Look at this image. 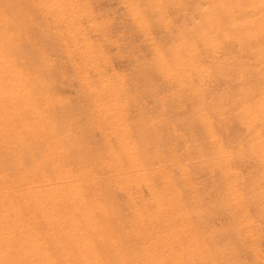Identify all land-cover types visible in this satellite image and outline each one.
<instances>
[{
  "label": "bare ground",
  "instance_id": "6f19581e",
  "mask_svg": "<svg viewBox=\"0 0 264 264\" xmlns=\"http://www.w3.org/2000/svg\"><path fill=\"white\" fill-rule=\"evenodd\" d=\"M15 1H16V3H14L13 5H11L12 3L10 4L11 5L10 8L12 9V11H15V13H17L16 11L19 10V7H20L19 5H21V3L19 4L17 2V0H15ZM33 1L35 3L37 2L38 4L43 2V4L46 7L45 10L47 9L48 11H50L54 15V17H56L55 20H57V18H58L56 16L57 13H59V15H61V16L63 15V17L68 16L67 18L65 17L66 18L65 20H66L67 26H68V27L66 26V28L68 29L69 27L70 28L73 27L74 31H71V29L69 28L70 31L68 32L69 34H67V36L69 35V38H71L73 40L78 39L77 36L78 37L80 36V28L77 26V23H75V19L79 15V5L80 4L78 5L75 0H33ZM34 2H32V3H34ZM213 2H215V1H213ZM213 2H212V5H210V6L214 5ZM233 2H237V1L236 0H219L218 6L222 7V4L224 3L227 5V8L230 9V11L226 12L225 10H223V9L221 10L220 8H219L220 10H217L216 12L214 10L213 13H212V11H209L206 14V19H208L210 17H211V19H212V17H216V18H218L220 16L222 17V15H224V14L226 15V13H227L229 15V16L226 15V17L228 16V20L226 19V17H224L228 22V23L226 22V24H228L227 28L233 29V28L238 27V29H239V25H236V23L238 21L237 14L238 13L243 14L245 11V13H248L249 17L252 16L250 18H251V21L253 23H254V20H252V18L254 16H257V15L259 16V18L262 21H264V0H243V3L241 6H239L240 7L239 9H234L235 7L233 9H231ZM37 3L34 5H36L35 9L38 10L40 5L37 8ZM177 3L179 4V2H177ZM204 3L206 5V0ZM240 3H241V1H240ZM215 5H217V4H215ZM215 5H214V8H217V7H215ZM180 6L184 7L183 3H182V5L180 3ZM230 6H231V8H230ZM119 7L121 8V6H119ZM203 7H205V6H203ZM207 8H208V4H207ZM207 8L205 7V9H207ZM2 10H0V143L3 142V146H0V148H1L0 152L2 153V155L0 156V264H53L54 260L59 261L58 264H107L108 262L110 264H234V263H231L232 260L230 262H228V261H225L224 259L219 258V257L223 258V255L226 254L227 248L226 247H220L219 245H217L215 242V239L213 241L212 238H210L212 241L210 242L209 246H204L202 244H199L196 241L195 234L200 228H202L199 226V225H201L199 223V221H201L200 219H202L203 215H205L204 212H202V210H200L202 212L201 213L202 215H199L197 217H195V215H192L191 217H195V218H191V219L189 218L190 220L188 222H186L185 224L182 223V221H181L182 219L186 220L188 218V216H190V214L195 212L194 211L195 205H196L197 201L199 200V198L198 197L196 199L192 198L193 199L192 202H189L187 200L189 203H187V202L184 203L180 199L176 198V194L174 192H168L167 188L164 187L165 178H167L168 175L167 174H161L159 169L155 167L154 158L151 159V162L148 164V167L150 166L149 167L150 169L148 168L149 169L148 171L150 174L154 175L153 178H155L157 185L155 187H152V188L150 186V189L145 188L144 190H141V189L137 190L140 193V194H138L139 195L138 201H136L135 198H131V197L127 196L125 193L122 194L120 191L119 192L114 191L113 190L114 188H112L114 186L110 185L109 182H111V181H108L106 176H102V178H101V183L103 185V190H102L103 195L97 196L96 194H94L92 192L89 194H86L84 192L83 182L89 181L91 174H89L87 172H81V165L83 163L79 159V157L77 156V153L79 152L77 147H75V146L66 147L65 146L66 144L63 143L64 141L63 142L61 141V136H65V134H67L68 129H66V131H65L64 130L65 128L63 127L61 129H59L55 134L52 133V128H53V125L55 124L53 121L54 120L57 122L62 121L66 125V122H64V121H65V119L68 120L69 116H67V114L65 115L64 113L60 112L54 118H47L43 114V105L47 104V102L52 97V95L50 96L49 94H47V93H50L51 88L46 86L43 83V81L41 80V78L43 77L42 72L44 74V71L46 69H48L49 65H50L49 64V65H47L48 67H45L47 62L45 63L43 61L44 60L43 57L48 56V54L46 56H44L45 52L43 53V51H41L43 54L41 52H39L40 50H46V48L39 49V51L36 48L37 50H35V51L26 52L32 56V59H30V60H29V58L24 59L25 56L23 55L24 61L20 60L21 58L19 56L22 55L26 50L28 51L29 47L32 46L29 43L31 40L30 41L26 40L28 42L21 43V42H24V40L22 41V40H18L15 38V35H14L15 24H13L12 23L13 21L11 22L9 20V18H7L5 16L4 11H2ZM23 10H24V8L23 9L21 8V11H23ZM199 10L201 11L202 9H199ZM209 10H212V9H209ZM116 12H118V11H116ZM18 13H19V11H18ZM198 14L202 15L201 13H198ZM31 15L32 14H30V16ZM195 16H197V15L195 14ZM32 18H33V16H32ZM197 19L200 21L199 17ZM197 19H195V20H197ZM19 20H20V18H19ZM79 20H77V21H79ZM195 20H193V21L195 22ZM203 20L205 21L204 18H203ZM28 21H27V23H28ZM59 21H60V19H59ZM211 21H213V20H211ZM220 21H221V19L219 20V22ZM29 22H31V21H29ZM209 22H210V20H209ZM252 22H251V24H248V23L245 24V25L248 24V26L246 27L248 30V31H246V35L248 38H246V39H248L249 42H250V40H252L255 43L251 48H248V49L243 48V40L241 39V37L236 35V34H230L229 33L230 31L227 28H224V30L222 32H219V29H218V32H216L215 30L217 28H215V27H214L215 29L213 28L214 30L209 29L212 26L209 27L208 30H201V31H198L194 27V30L195 31L197 30V32L194 33L195 37H194V35L190 36V35H186V34L181 33V32L179 33V31H178L177 35L174 37V39H172L173 43L171 42V47L167 48L166 50H163L162 48H159L157 46L153 47V49H152L153 50L152 51L153 57H152L151 61L148 60V63H146V64L147 65H158L157 70L164 73L168 77L170 82L172 81L173 85L175 84L177 87L178 86L182 87L181 90H184V89L187 90L191 94V96L201 98L202 100L200 99V101H201L200 103H202L204 106L205 103L202 101H203V99L206 100L208 93L207 92L205 93V91L202 93L200 91V88L202 86L204 87V86H209V85H211L210 87H212V84L210 82L212 80L209 81V79L211 77L208 73V70L206 68L202 67L201 65H264V37H262V38L256 37V31H258V33H259L260 26L259 25L258 26H251V25H253ZM15 23H17V21H15ZM22 23L20 25V22L18 21L17 24L19 26H22ZM36 23H37V21L35 22V24ZM215 23H217V22H215ZM24 24H26V23H24ZM190 24H191V22H190ZM38 25H39V22H38ZM40 25H41V23H40ZM212 25H214V23ZM216 26H218V24ZM219 26H221L220 28H222V25H219ZM63 28H65V27H63ZM197 28H199V27H197ZM243 28L244 27L242 26L241 29H243ZM33 29H34V31L37 30L36 26ZM222 29H220V30H222ZM27 30L29 31V29H27ZM25 31H26V29H25ZM35 32H30V33H35ZM25 33L27 34L28 32H25ZM17 34L18 33H16V36H17ZM26 34H23V31H22V35H24L26 37L28 35V34L27 35ZM260 34H264V33H260ZM19 36H21V35H19ZM19 36H18V38H19ZM199 36H202V37H200L201 39H205L206 43L204 42L205 44H203V45L206 46L205 47L206 50H204V52H201V54L199 53L201 55L199 60H194V59L191 60L189 56L192 55L190 53L194 52L193 46H195L193 44L194 43L193 39L196 37H199ZM29 38H31V37H29ZM197 39L198 38H196V40ZM201 39H200V41H201ZM224 39L228 40V42L230 43L231 46H229V45L224 46L222 43L224 41ZM34 40H35V38H33V41ZM78 40H79L78 45L75 46L76 52H74V53L69 52L67 54H69V55L74 54V56H75V54H77V55L78 54H84L85 55V53L88 50H90L89 52L93 53V55H89V54L87 55L86 54L85 55L86 57H84V55H82L84 57L83 65H88V69L91 72V74H93L94 76L97 77V79L94 81L90 80L89 77L85 78V81L87 82V89H88V91H86L85 94H86L87 100L90 97L95 96V95L105 97L102 109L99 107L100 110L97 111V114L99 115V117L101 119V123H99L97 125L100 126V125H104L106 123H110L111 120L113 119V117L111 116L112 119H110V122H109V120H108L109 117L106 116L107 113L115 112V111L119 110V108L121 107L119 105L118 101L122 100L123 98L122 97H121V99L119 98L120 100H118L117 102L115 100H116V98H118V96H119L118 94L119 93L121 94V92H122V88H121L122 79L119 76H116L115 80L114 79L104 80L103 76L107 72L102 70L101 68H102V65H106L108 63V57L103 54L104 56L98 57L99 59H97L96 56L94 55V52H96L95 49L93 47L92 48L90 47V49H88V39L86 36L81 35ZM34 42H33V45H34ZM197 42H198V40H197ZM36 43L38 45V43H39L38 40ZM151 43L149 42L148 45L150 46ZM201 44H199V46ZM41 45H42V43H40V46ZM38 46L34 45V47H32V48L34 49L35 47H38ZM23 47H25V48L27 47L26 50L24 48V51H23L22 50ZM49 47H50V45H49ZM124 47H125V45H124ZM39 48H41V47H39ZM141 48H144V47H141ZM145 50H147V49H145ZM123 51L125 52V48ZM147 51H149V50H147ZM66 52H67V50H66ZM135 52H137V51H135ZM197 52H199V51H197ZM98 55H99V50H98ZM62 56L64 57V54ZM48 57H50V56H48ZM68 57H71V56H68ZM120 58H122V56ZM64 59H66V58H64ZM64 59L62 58V60H64ZM73 59H75V58H73ZM131 59H132V56H131ZM25 60H29V61H25ZM127 60H128V58H127ZM127 60H126L125 65H144V63L142 61L140 63L139 62L137 63V62H135V61H137L135 59H133L135 61H131L130 59L128 61ZM70 61L72 62L71 59H70ZM122 61L123 60H121L119 63H121ZM49 62L52 63L51 61H49ZM62 62L63 61H61V64L64 65L65 63L63 64ZM109 62H110V59H109ZM116 62L118 63V60ZM144 62H145V60H144ZM53 64H54V62H53ZM81 64H82V62H81ZM123 64H124V62H123ZM26 65H31V66L32 65H41V66H38V67L28 66L27 67ZM183 65H190V66L184 67ZM115 66H117V65H115ZM53 68L54 67H52L50 70L53 71L52 70ZM126 68L127 67H125V69ZM142 68L143 67H139V66L138 67H132L131 68L133 71L132 75L136 76L140 73H142V74L145 73L142 71ZM232 68H234V67H232ZM262 68H264V67H262ZM57 69H59V68H57ZM78 70H80V69H78ZM78 70L77 69L70 70V71H72L73 75H75L74 77L76 80L78 77L77 76ZM146 70H148V69H146ZM244 70H245V68H244ZM55 71L56 70L54 69V72H52V73L55 74ZM58 71L61 72L60 70H58ZM58 71H56L57 74H59ZM63 71H64V69H63ZM87 72H88V70H87ZM228 72L230 74L233 73L232 75L235 74L234 75L235 77L239 76L238 78L240 79V81L236 87L237 90L241 93V95L239 94L240 100L238 103V107L242 109V113L241 112L240 113L245 114L246 118L248 117L250 119V117H253V115L255 113L254 112L252 113V111H251L252 107L250 109L248 104L246 103V100L244 99L245 98L244 96H246L245 95V92H246L245 86H246V84H248V81L246 80L245 76H246V74H249V71H247L245 76H244V71H239V69L228 70L227 68L222 67V69H220V71H219V73L222 76H223V74L226 75ZM212 73H214V72H212ZM130 74H131V72H130ZM149 74H150V71H149ZM45 75H47V74H45ZM79 75H80V73H79ZM140 75H138L139 81H140V79H142V78H140L141 77ZM151 75H152V73H151ZM57 76H60V75H57ZM113 76H115V75H113ZM145 76H147V75H145ZM211 76H213V75L211 74ZM48 77H51V75ZM142 77L144 78V75ZM224 77H222V80L224 79ZM162 78L163 77H161V79ZM217 78H218V76H217ZM53 79H54V77H53ZM62 79L60 80V78H59L58 80L62 81ZM125 79H127V77ZM215 79H216V77L214 78V81H216ZM219 80H220V78H219ZM111 81H113V82H111ZM114 81L118 84L116 85V83ZM262 81H264V78L261 79V82ZM57 83H58V81H56V85H57ZM106 83H108V84H106ZM111 83H115V86H110ZM167 84H169V83H167ZM262 84H264V83H262ZM68 85H69V83H68ZM161 85H163V84H161ZM169 85L172 86L171 83ZM175 85H174V87H175ZM214 85L215 84H213V86ZM262 86H264V85H262ZM180 87H178V88L180 89ZM256 88L259 89L258 86ZM163 89L165 90V87ZM169 89H168V91H169ZM203 89L208 90V88H203ZM213 89H214V87H213ZM262 89H264V87H262ZM185 90H184V92H185ZM260 90H261V88H260ZM258 91H257L258 98L256 99V104H255L257 109H255V112L256 113L258 112V114H261L262 113V107L261 106H262V104H264V92H262V90L259 92ZM180 94H183V93H180ZM228 95L223 94V96L221 98H219L220 103H221V99L223 101L224 100L229 101L230 97L228 98ZM246 98L249 99L248 97H246ZM110 99L114 100L112 104H109ZM196 99L198 100V104H199L198 107H196V111H197V108H202V110H204L205 107L204 108H203V106L199 107L200 106L199 99L198 98H196ZM208 99L209 98H207V101H208ZM93 100H95V99H93ZM250 100H251V97H250ZM110 101H112V100H110ZM211 101H212V99H210V102ZM217 101H219V100H217ZM122 102H124V101L122 100ZM148 102H150V101H148ZM99 103H100V101H99ZM215 103H211V105H215ZM151 104H153V103L151 102ZM53 105H51V106H53ZM142 105L144 106V104H142ZM216 105H218V104H216ZM123 106H125V105H123ZM143 106H141V107H143ZM188 106H189V104H188ZM195 106H197V104H195ZM195 106H193V110H191V111H193V114L195 113L194 112ZM214 107H217V106H214ZM53 108H54V106H53ZM172 108H171V110H173ZM206 109H207V107H206ZM211 109H210V111H211ZM224 109H226V108L224 107ZM137 110H139V109H137ZM168 110H170V109H168ZM184 110H181V111L184 112ZM198 110H200V109H198ZM215 110H218V107ZM204 111H207V110H204ZM121 112H123V111H121ZM131 112H133V111H131ZM200 112H203V111H200ZM222 112H223V109H222ZM142 113H143V111H142ZM224 113H226V111ZM200 114L202 117L203 114L202 113H200ZM180 115H182V114H180ZM197 115L199 116V114H197ZM207 115H210V114H207ZM220 115H221V113H220ZM148 116H149V114H148ZM106 117H108V118H106ZM199 117H198V119H199ZM211 117H213V116H211ZM152 118H153V116H152ZM207 118L209 121L210 118L209 117H207ZM218 118H220V117H218ZM258 118L259 117L257 116V119ZM74 119L75 118H73V120ZM255 119L256 118H254V120ZM127 120H126V122H127ZM199 120H201V122H202L201 118ZM259 120H261V119H259ZM187 121H189V120H187ZM142 122H143V120H142ZM177 122H178V120H177ZM253 122L254 121H251L250 123H253ZM118 123H120L119 128L121 130L122 127L124 126L125 122L120 121ZM174 123L176 124V121ZM193 123H195V121ZM78 124H80V123H78ZM212 124H213V122H212ZM71 125L73 126L74 124H71ZM194 125H196V124H194ZM202 125H204V124H202ZM206 125H207V123H206ZM231 125H232V123H231ZM231 125L229 127H231ZM182 126H183V124H182ZM184 126H186V125H184ZM175 127H177V125ZM179 127H181V125ZM187 127L188 126H186V128ZM182 128H184V127H182ZM144 129H146V128H144ZM189 129H190V127H189ZM202 129H205V128H202ZM130 130L132 131V129H130ZM224 130H225V128H224ZM248 130H249L250 134L252 133V135H254L253 137L256 136V130L255 129L249 127ZM262 130H264V129H262ZM80 131H81L80 133L83 132L82 130H80ZM182 131H184V130H182ZM190 131L192 132V130H190ZM178 132L179 131L175 132L176 135ZM225 132L226 131H224V134H225ZM120 134L121 133L119 131L118 134L111 136L110 138L107 137L106 135L101 136V134H100L101 138L98 139L97 149L95 151H89L88 153L86 152L87 155L85 156V161L89 160L90 163H92V165L99 166V167L104 165L103 164L104 153H102L100 148L106 151L107 147H109L108 144H110L112 151L110 153L105 154V155H106V157H108L109 160H111L110 169L122 171L121 179L123 180V182L120 186V190L123 191L125 189L131 188V187H136V185L141 184L144 180V172L140 171V170H134L135 162L132 158V155L130 154L132 145L134 143H133V141H123V138L121 137ZM207 134H208L209 139L211 141H213L214 137H215L213 130L208 129ZM87 135H89V134H87ZM226 135L228 136V134H226ZM226 135H224V136H226ZM79 136H78V138H79ZM131 136H132V134H131ZM178 136H176V137H178ZM221 136H223V135H221ZM136 137H135V140H136ZM186 137H187V135H186ZM208 137H207V139H208ZM70 138H72V137H70ZM199 139H198V141H199ZM205 139H206V137L203 140H205ZM74 141H73V143H74ZM181 141H182V139H181ZM86 142H88V141L86 140ZM194 142H196V141H194ZM204 143H207V142H204ZM221 143H222V141H221ZM225 143H226V141H225ZM71 144H72V140H71ZM255 144L256 145H254V146L256 149L254 151H256L258 153L260 152L261 155H264V143H261L260 141H256ZM149 145H146V148H144V149L146 150V152L150 153ZM151 145H153V144H151ZM190 146H192V145H190ZM203 146L208 147L210 145L203 144ZM214 146H215V143L213 146H211V148L209 147V149L212 150L213 149L212 147H214ZM225 146L226 145H224L223 147H225ZM252 147H253V145H252ZM153 148H152V150H153ZM158 148H159V146H158ZM158 148H156V149H158ZM205 148L206 147H204V149H202V151L204 153H205ZM196 149H198V147ZM215 149H216L215 150V157H214L215 159H217L219 156H225V152L222 149V147H218ZM227 149H230V148L228 147ZM86 150H88V148ZM186 151L188 152V148ZM191 151H194V150H191ZM197 151L199 152V150H197ZM202 151H201V153H202ZM206 151H208V150L206 149ZM198 152H197V155L200 154ZM186 155H188V154H186ZM186 155H185V157H186ZM189 156H187V157H189ZM193 156H194V154H193ZM204 156H205V154H204ZM238 157H240V156L237 155V158ZM189 158L191 159L193 157H189ZM231 158H232V156H231ZM237 158H234V159H237ZM185 159H187L185 161H189L188 158H185ZM191 160L195 161L196 158L191 159ZM198 160H199V158H198ZM229 160H230V164H231V159H229ZM165 161H167V160H165ZM190 161L188 162L187 167L189 166ZM236 161H235V163H236ZM240 164H241V160H240ZM247 164H248V162H247ZM216 165H218L217 161H216ZM232 165H234V164L232 163ZM236 165L233 167H236ZM192 166H194V164ZM189 167H188V169H189ZM190 168H192V167H190ZM195 168H196V166L194 167V169ZM212 168L215 169L214 167H212ZM212 168L210 167L209 170H212ZM110 169H107L106 171H104V175H106V173ZM191 170H193V169H191ZM202 170H205V168L203 167ZM233 170H235V169H233ZM188 171L190 172V170H188ZM200 172H197V173L202 174V171H200ZM210 173H212V172H210ZM204 174H205V172H204ZM173 175H175V174H173ZM193 175H196V174H193ZM175 176H177V175H175ZM221 176L218 175V177H221ZM237 176H238V174H237ZM213 177H215L214 174H213ZM213 177L211 176L212 179H213ZM218 177H215L216 180ZM243 177H245V175ZM50 178H55L57 180V183L54 186L48 187V185L46 184V181H49ZM193 178L194 179L196 178L197 180L201 179V178L198 179L197 177H192V180H193ZM205 178H207V176H205ZM209 178H210V175H209ZM211 178L209 179V183H208L210 186L206 184L208 186V189H207V186L203 182H201L206 186L207 190H209V188L211 189V187L213 186L212 183H211L212 186L210 184V181L212 180ZM215 178L213 181H215ZM239 178H240V176H239ZM96 179H98V178H96ZM219 179L222 180V178H219ZM219 179L217 181L218 183L220 182ZM236 179H238V178H236ZM205 180H203V181H205ZM171 181H172V179H171ZM182 181L183 180H181V182ZM241 181H242V179H241ZM199 183L200 182H198L197 184H199ZM240 183H238V184L240 185ZM242 184H243V182H242ZM179 186H181V185L178 184V187ZM197 186L199 187V185H197ZM87 187H89V186L87 185ZM99 187L100 186H97L98 189H99ZM198 187L197 188L195 187V188L197 190H200L199 188L201 186L199 188ZM202 187H204V186L202 185ZM240 188H242V187H240ZM212 189L214 190V188H212ZM111 191L113 193H115L116 195H118V197L120 196L122 198V196L123 197L125 196L126 197L125 200L123 202L121 201V203L119 204L118 198H117L118 199V201H117V199H114L116 197H110L109 196V194L112 193ZM189 191H187V192H189ZM244 191L245 190H243V193H244ZM144 192L146 193V196H145ZM187 192H184V193H187ZM202 192L205 193L204 191H202ZM207 192H209V191H207ZM211 192H210V194H211ZM181 193H182V191H181ZM214 193L217 194L218 192H215V190H214ZM216 194L215 195L211 194L212 196H214V198H212V196H211V198L215 199ZM236 194H237V190L234 187H232L230 184H228L224 194H222V196H221V199L223 201H226L229 197H233ZM135 195H137V194L135 193ZM135 195H133V196H135ZM185 195H187V194H184L182 196H185ZM193 195H191V196H193ZM204 195L205 194H203L202 197L199 195L203 201H204V199H203ZM243 195H245V194H243ZM206 196H204V198H206ZM145 197H147L148 199H145ZM217 197H218V195L216 196V198ZM121 198H120V200H121ZM187 199H188V197H187ZM246 199H248V198L246 197ZM211 200H210V202H211ZM216 200L217 199H215V202H216ZM185 201H186V199H185ZM207 202H209V200ZM207 202H205L203 204L207 205L206 204ZM212 202H214V201H212ZM136 203H138V205H136ZM199 204H200V202H199ZM210 205H207V206L210 208L211 207ZM212 205H213V203H212ZM135 206H138L137 208H138L139 212H137V213H135V211H134ZM202 206L203 205H201V207ZM207 206H206V209L208 210L209 208ZM244 207H246V206H244ZM118 208H120V210H123V211H121V212H124L122 215H119L118 212H120V211L118 210ZM197 208L201 209L199 206ZM216 208L217 207L215 206V209H212V211L217 210ZM202 209H205V206H203ZM218 211H220V210L210 212V213H212V214L214 213V215H215V213ZM223 211L224 210H222L221 212L224 214ZM207 212H209V210ZM255 212L253 210V213H255ZM196 213H197V211H196ZM222 213L221 214L219 213V214L223 218ZM231 213H229V214L231 215ZM206 214H208V213H206ZM212 214H211V216H212ZM229 214L227 213L226 215H229ZM214 215H213L212 219H214V217L216 218V215L215 216ZM220 215H217V216H220ZM230 215H229V218H231ZM109 216H113L114 220L111 221L112 222L111 227L106 228L105 227V220H107V218H109ZM224 216H225V214H224ZM205 217H210V216L206 215ZM226 218H227V216H226ZM226 218L224 217L225 220H226ZM212 219H211V221H213ZM224 219L223 220L221 219L222 222L224 221ZM214 220L215 221L217 220L216 222L219 221L218 217H217V219H214ZM227 220H228V218H227ZM227 220H226V222H227ZM231 220H232V218H231ZM231 220H230V223L232 222ZM48 221H49L50 225L47 227L46 233L41 236V234L43 233L40 231L42 228L41 226L43 223L48 222ZM241 221H242L241 224L245 228V233H248L249 227H250V220L245 215H243ZM204 222H205V227H209V225H208L209 223L206 225L207 220L206 221L202 220V224ZM257 222H258V220H257ZM228 223H229V221H228ZM228 223H225V221H224L223 223H221V225L228 224ZM211 224H210V227H213L216 229L215 226H217V225L215 224V226H213V225L211 226ZM146 225H148V226L151 225L152 231L156 230L154 232V236L150 239H147L143 234L144 226H146ZM226 227H227V225H226ZM256 228H258V227H256ZM211 229L212 228H210V231H211ZM217 229H216V231H217ZM203 230L207 231V229H205V228H203L202 231ZM220 230H223V229H220ZM212 231H214V230H212ZM232 231L235 232V230H232ZM232 231H231V234H232V236H234L233 235L234 232L232 233ZM39 232H41V234H39ZM207 232H209V231H207ZM221 233L222 232H219L218 234H221ZM198 234L200 235L201 233L198 231ZM198 234L196 235V237L198 236ZM215 234H216V232H215ZM225 234L226 235L229 234V231ZM225 234L223 236V239L219 235H218V237H220L222 240H224ZM206 235L209 237V234L206 233L205 236ZM228 236H230V235H228ZM234 237H236V236H234ZM203 238L204 239L203 240L201 239V241H205L206 237H203ZM215 238H216V236H215ZM227 238L229 239V237H227ZM219 239L217 238V240H216L217 243L220 244L221 242H224V241L219 240ZM218 240H219V242H218ZM200 243H202V242H200ZM156 245L161 246V248L155 253L154 256H156V258L152 259V255L149 252V248L152 246L154 247ZM239 245H240V243H239ZM232 246H233V244H232ZM262 251H264V250H262ZM215 255H217V257L215 258V262H213V256H215ZM227 257H228V255H227ZM217 258L222 260V261L217 260Z\"/></svg>",
  "mask_w": 264,
  "mask_h": 264
},
{
  "label": "rangeland",
  "instance_id": "374dc122",
  "mask_svg": "<svg viewBox=\"0 0 264 264\" xmlns=\"http://www.w3.org/2000/svg\"><path fill=\"white\" fill-rule=\"evenodd\" d=\"M75 1L77 2L78 5L80 4L79 5V15L75 19V23H77V26L80 28V36L83 35V36L87 37L88 49H90V47L91 48L93 47L95 49L96 52H94V55L96 56L97 59H99L98 57H101L104 55L108 57V63L106 65H102V68H101L102 70L107 72L103 76V79L104 80H112V79L115 80L116 76H119L122 79V86H121L122 92H121V94L120 93L118 94L119 96H118V98H116L115 101L117 102L122 97L123 98L122 100L124 102H122V100L118 101L119 105L121 106L119 108V110H117L115 112L107 113L106 116H108L109 118L108 117H106V118H108L109 122H110V119H112V117L114 120L112 119L110 123H106V124L100 125V126L97 125V124L101 123V119H100L99 115L97 114V111L100 110V108L102 109L105 97L95 95V96L90 97L87 100L86 94H85V92L88 91L87 82L85 81V78L89 77V79L92 81L97 79V77L94 76L93 74H91V72L89 71L88 65H83L84 57H86L85 55L86 54L87 55L88 54L93 55V53L89 52L90 50H88L85 53V55L84 54H78L79 55L78 56L77 54H75V56H74V54H72V55L67 54L69 52H71V53L76 52L75 46L78 45V42H79L78 39L80 37V36L79 37L77 36L78 39L76 38L77 40H73V39L69 38V35L67 36V34H69L68 32L70 31V29H71V31H74L73 27H71V28L69 27L70 29L66 28L67 22L65 19L68 16L63 17V15L61 16V15H59V13H57L56 16L60 19V21L58 18H57V20H55L56 17H54V15L50 11H48L47 9L45 10L46 7L43 4V2H41L39 4L36 2L37 8L39 7V5H40V7L38 8V10L35 9L36 5H34V4H36V3L33 0H17V2L19 4L21 3V5H19L20 6L19 10L16 11L17 13H15V11H12V9L10 8L11 5L16 3L15 0H0V10L3 9L2 11H4L5 16L7 18H9V20L11 22L13 21L12 22L13 24H15L14 35H15L16 39L22 40V41L24 40V42H21V43H25V42H28L31 40L29 43L32 46L31 47L28 46L29 47L28 51L26 50L27 47L26 48L23 47L22 50L24 51V48H25L26 51L23 54L21 53L22 55L19 56L21 58L20 60L24 61V59H26V58L27 59L29 58V60H30V59H32V56L26 52L35 51L37 49L39 51V49H44V48H46L47 51L46 50H40L39 52L43 51V53L45 52L44 56H46L48 54V56L51 57V58L48 56H46L47 58L43 57L44 58L43 61L45 63L47 62L46 66L45 65L44 66L48 67L47 65H49V64L50 65H49V68L44 71V74L42 72L43 77L41 78V80L43 81V83L46 86L51 88L50 93H47V94H49L50 96L52 95L51 99L47 102V104L43 105V114L47 118H54L60 112L64 113L65 115L67 114V116H69L68 120L65 119V121H64V122H66V125L62 121L57 122L54 120L53 122L55 124L53 125L52 133L55 134L59 129H61L63 127L65 128L64 129L65 131H66V129H68L67 134H65V136H61V141L62 142L64 141L63 143L66 144L65 145L66 147H68V146L77 147V149L79 150V152L77 153V156L79 157V159L83 163L81 165V172H87V173L91 174L90 180L87 182L86 181L83 182L84 192L86 194H89L92 192V193L96 194L97 196L103 195V192H102L103 185L101 183V178H102V176H106L107 180L111 181V182H109L110 185L114 186V187H112V188H114L113 189L114 191H117V192L120 191L122 194L125 193L127 196H129L131 198H135L136 201H138L139 200L138 194H140V193L137 190H139V189L144 190L145 188L150 189V186L152 188V187H155L157 185L155 178H153L154 175L150 174L148 171L150 169L149 168L150 166L148 167V164L151 162V159L154 158L155 167L159 169L161 174H167L168 175L167 178H165V184H164V187L167 188L168 192H174L176 194V198L180 199L184 203L192 202V200H193L192 198H194V199H196L197 197L199 198V200L197 201V203L195 205V210H194L195 212H193L192 214H190V216H188V218L186 219L187 221L185 219L181 220L182 223L185 224L191 218H195L199 215H202L201 213L204 212L205 215H203V218L200 219L201 221H199V223L201 224L199 226L202 228H200L198 231L201 234L199 235L198 231L195 234L196 241L199 244H202L204 246H209L210 242L212 240L214 241V239H215V242L217 245H219L220 247H226L227 248L226 254L223 255V258L222 257H219V258L224 259L225 261H228V262H230L232 260L231 263H234V264H264V251H262V250H264V155H261L260 152L258 153L256 151H254L256 149L254 146V145H256L255 144L256 141H260L261 143H264V130H262V129H264V104H262V106H261L262 107V113L261 114H258V112L257 113L255 112V109H257L255 106L256 99L258 98L257 91L262 90V92H264V89H262V87H264V86H262V85H264V84H262V83H264V81L261 82V79L264 78V68H262V67H264V65H201L202 67H204L208 70V73L211 77L209 79V81L210 80L213 81V82L210 81L212 84V87H210L211 85H209V86H204V87L202 86L200 88V91L202 93L204 91H205V93L206 92L208 93L207 98H209L208 101H207V98H206V100L203 99L202 102L205 103L203 106V104L200 103L201 98L191 96V94L187 90H185L184 88L183 89L185 90V92H184V90H181L182 87H180V86H178V87H180V89L175 84H174L175 85V87H174L172 81L170 82V80L168 79V77L164 73L157 70L158 65H147L146 64V63H148V60L151 61V59L153 57V52H152L153 47L157 46L159 48H162L163 50H166L167 48L171 47V42L173 41L172 39H174V37L177 35L178 31H179V33L181 32V33H184L186 35L193 36L194 33L197 32V30L198 31L208 30V28L212 26L211 28H209L210 30L215 27V28H217L215 30L216 32H218V29H219V32H222L224 30V28L228 27V24H226V22L228 20L229 15L226 13V15H228L227 17L224 14V15H222V17L221 16L218 18L212 17V19L210 17V18L206 19V14L209 11H212V13H213L214 10L216 12L217 10L223 9L227 12V11H230V9H228L227 5L224 3L222 4V7H219L218 6L219 0H206V5L204 3L205 0H181V1L180 0H125V1L124 0H75ZM213 1H215V2H213ZM236 1L237 2H233L232 8L230 6L231 9H233L234 7H235L234 9H239L240 8L239 6H241L243 3V0H236ZM240 1H241V3H240ZM32 2H34V3H32ZM177 2H179V4ZM212 2L214 5L217 4V5H215V7H217V8H214V5L210 6V5H212ZM180 3H181V5L183 3L184 7L180 6ZM207 4H208V8H207ZM119 6H121V8ZM203 6H205L207 9H205V7H203ZM21 8L22 9L24 8V10L21 11ZM199 9H202V10L200 11ZM209 9H212V10H209ZM18 11H19V13H18ZM116 11H118V12H116ZM198 13H201L203 16L198 14ZM30 14H32V15L30 16ZM195 14L197 16H195ZM32 16H33V18H32ZM198 17H199L200 21L197 19ZM224 17H226L227 20ZM250 17H252V16H250ZM250 17L248 15V13H245V11L243 14L238 13L237 14L238 21H237L236 25H239V29H238V27L233 28V29L227 28L230 31L229 32L230 34H236V35L241 37V39L243 40V48H247V49L251 48L255 44L252 40H250V42H249L248 39H246V38H248L246 35V31H248L246 27L248 26V24H251V22H252ZM19 18H20V20H19ZM203 18L205 19V21L203 20ZM27 19L31 22H29ZM192 19L193 20L197 19V20H195V22H194ZM218 19L219 20L221 19V21L219 22ZM35 20L37 21V23H36L37 25L35 24V22H36ZM77 20H79V21H77ZM209 20L211 23L209 22ZM211 20H213L214 22ZM252 20H254V23L252 22L253 25H251V26H258V25L260 26L259 33H258V31H256V37H258V38L264 37V34H260V33H264V21H262L258 15L254 16L252 18ZM15 21H17V23L19 21L20 25L23 22L22 26H19L17 23H15ZM27 21H28V23H27ZM38 22H39V25H38ZM190 22H191V24H190ZM215 22H217V23H215ZM24 23H26V24H24ZM40 23H41V25H40ZM213 23H214V25H212ZM246 23H248V24L245 25ZM215 24L216 25L218 24V26L222 25L223 29L220 28L221 26L218 27ZM34 25L36 26V29L38 30V31L35 30L36 32L33 29V28H35ZM242 26L244 27L243 29H241ZM63 27H65V28H63ZM194 27H195V29H197L196 31L194 30ZM197 27H199L200 29ZM25 29H26V31H25ZM27 29H29V31ZM220 29H222V30H220ZM22 31H23V34H26L25 32H28L27 33L28 35L26 34L27 36L25 37L24 35H22ZM30 32H35V33H30ZM16 33H18L17 36H16ZM19 35H21V36H19ZM18 36H19V38H18ZM28 36L31 38H29ZM194 37H195V35H194ZM200 37H202V36L196 37V38H198L197 39L198 42H197L196 38L193 39L194 40L193 44L195 46H193L194 52L190 53L192 55L189 56L191 60L192 59L199 60V58L201 57V55H200L201 52H204V50H206V48H205L206 46L203 45L206 43V41H205V39H201ZM33 38H35V40H34L35 42L33 41ZM199 38L201 39V41ZM36 39L39 42L38 43L39 46L36 43L37 42ZM26 40H28V41H26ZM33 42H34V45H36L38 47H35L33 49L32 48V47H34ZM149 42L150 43L152 42L150 44V46L148 45ZM40 43H42L41 46H40ZM222 43L224 46L225 45L231 46L230 43L228 42V40L224 39V41ZM199 44H201L202 46L201 45L199 46ZM49 45H50V47H49ZM124 45H125V47H124ZM39 47H41V48H39ZM141 47H144L145 49H147L149 51H147ZM124 48H125V52L123 51ZM66 50H67V52H66ZM98 50H99L100 56L98 55ZM135 51H137V52H135ZM197 51H199V52H197ZM54 52L55 53L57 52V53L55 54ZM61 54L62 55L64 54V57ZM82 55H84V57ZM68 56H71V57H68ZM121 56H122V58H120ZM131 56H132V59H131ZM23 57H24V59H23ZM62 58L63 59L68 58L67 59L68 61L66 59L62 60ZM73 58H75V59H73ZM127 58H128V60L130 59L131 61L137 60V61H135L137 63L138 62L140 63L142 61L144 63V65H125ZM70 59L72 60V62L70 61ZM109 59H110L111 63L109 62ZM133 59H135V60H133ZM29 60H25V61H29ZM117 60H118V63L116 62ZM121 60H123V61L121 63H119ZM144 60H145V62H144ZM49 61H51L52 63H50ZM61 61H63L62 63L63 64L65 63V64L62 65ZM53 62L55 65L53 64ZM81 62H82V64H81ZM123 62H124V64H123ZM115 65H117V66H115ZM26 66L28 67L31 65H26ZM33 66L38 67L41 65H32L31 67H33ZM51 66L54 67L52 69L53 71L50 70L52 68ZM124 66L127 68L125 69ZM138 66L143 67L142 71L145 72L143 74L140 73L141 75L138 74L141 76L140 78L143 79V80L140 79V81L138 79V75H136V76L132 75L133 71L131 69L132 67H138ZM183 66L188 67L190 65H183ZM222 67H225L228 70L239 69V71H244V76L247 73V71H249V74H246V76H245L246 80L248 81V84H246V86H245L246 87V92H245L246 96H244L245 97L244 99L246 100V103L248 104L249 108L251 109V107H252V110H251L252 113L253 112L255 113L253 115V117H250V119L248 117H247L248 118L247 119L245 114H241L242 109L238 107V103L240 100L239 96L241 95V93L237 90L236 87L240 81V79L238 78L239 76L237 75L238 77H235L234 76L235 74L232 75L233 73L230 74L229 72L226 75L223 74V76H222L219 73V71H220V69H222ZM232 67H234V68H232ZM57 68H59V69H57ZM244 68H245V70H244ZM54 69L56 71L60 70L61 72L58 71L59 74H57L55 71V74H54V73H52V72H54ZM63 69H64V71H63ZM72 69H77V70L80 69L77 71L78 75L76 74L78 76V77L76 76L77 80L75 79V77H74L75 75H73L72 71H70ZM146 69H148V70H146ZM87 70H88V72H87ZM149 71H150V74H149ZM130 72H131V74H130ZM212 72H214V73H212ZM79 73H80V75H79ZM151 73H152V75H151ZM45 74H47L48 76L51 75V77H48ZM56 74L60 75V76H57ZM211 74L213 76H211ZM113 75H115V76H113ZM143 75H144V78L142 77ZM145 75H147V76H145ZM216 75L218 76V78ZM214 76L216 77V79H215L216 81H214V78H215ZM53 77H54V79H53ZM58 77L60 78V80L63 78L64 79V80L62 79L63 82L58 80L59 79ZM126 77H127V79H125ZM161 77H163V78L161 79ZM222 77H224L223 80H222ZM219 78H220V80H219ZM56 81H58L57 85H56ZM111 82H113V81H111ZM68 83H69V85H68ZM115 83H111L110 86H115ZM167 83H169V84L171 83L172 86H170ZM106 84H108V83H106ZM117 84L118 83H116V85ZM161 84H163V85H161ZM213 84H215V85L213 86ZM257 86L259 87V89L256 88ZM164 87H165V90L163 89ZM213 87H214V89H213ZM203 88H208V90L203 89ZM260 88H261V90H260ZM168 89H169V91H168ZM180 93H183V94H180ZM223 94L224 95L229 94L228 98L230 97L231 99L229 98V101L230 100L231 101L230 102L227 100L223 101L221 99V103H220L219 98H221L223 96ZM246 97H248L249 99H247ZM250 97H251V100L253 102L250 100ZM196 98L199 99V103H200L199 107L203 106V108L205 107L204 110H207V111L202 110V108H197V111H196V107H198V105H199L198 100ZM93 99H95V100H93ZM210 99H212L211 102H210ZM110 100H112V101H110ZM110 100H109V104H112L114 100L113 99H110ZM217 100H219V101H217ZM99 101H100V103H99ZM148 101H150V102H148ZM137 102L139 104L140 103L141 104L139 105ZM151 102L153 104H151ZM207 102L208 103L210 102V103L208 104ZM211 103H215V105H211ZM142 104H144V106ZM188 104H189V106H188ZM195 104H197V106H195ZM216 104H218L219 106ZM51 105H53L54 108ZM123 105H125V106H123ZM141 106H143V107H141ZM193 106H195L194 107V110H195L194 114H193V111H191V110H193ZM214 106H217L218 110H215V109H217V107H214ZM206 107H207V109H206ZM224 107L226 109H224ZM171 108L173 110H171ZM137 109H139V110H137ZM168 109H170V110H168ZM198 109H200V110H198ZM210 109H211V111H210ZM222 109H223V112H222ZM181 110H184V112H182ZM121 111H123V112H121ZM131 111H133V112H131ZM142 111H143V113H142ZM200 111H203L204 113L205 112L206 113L204 114L203 112H200ZM225 111H226V113H224ZM200 113L203 114L202 115L203 118L201 117ZM220 113H221V115H220ZM148 114H149V116H148ZM180 114H182V115H180ZM197 114H199L200 117ZM207 114H210V115H207ZM121 115L122 116L124 115V116L122 117ZM152 116H153V118H152ZM211 116H213V117H211ZM257 116L259 117L258 119H257ZM198 117H199V119L200 118L202 119L203 123L201 122V120L198 119ZM207 117L210 118L209 121H208ZM218 117H220V118H218ZM73 118H75V119L73 120ZM254 118H256V119L254 120ZM259 119H261V120H259ZM126 120H127V122H126ZM142 120H143V122H142ZM177 120H178V122H177ZM187 120H189V121H187ZM120 121L125 122V124L121 130L119 128L120 123H118ZM175 121H176V124L174 123ZM194 121H195V123H193ZM251 121H254V122L250 123ZM212 122H213V124H212ZM78 123H80V124H78ZM206 123H207V125H206ZM231 123H232V125H231ZM71 124H74V125L72 126ZM182 124H183V126H182ZM194 124H196V125H194ZM202 124H204L205 126ZM174 125L175 126L177 125V127H175ZM180 125H181V127H179ZM184 125L188 126L187 127L188 129ZM230 125H231V127H229ZM182 127H184V128H182ZM189 127H190V129H189ZM249 127L256 130V136L255 137H253L254 135H252V133L251 134L249 133V130H248ZM129 128L132 129V131ZM144 128H146V129H144ZM202 128H205V129H202ZM224 128H225V130H224ZM208 129L213 130V132L215 134L213 141H211L208 137V134H207ZM226 129L228 131L229 130L230 131L228 132ZM80 130H82L83 132L80 133L81 132ZM182 130H184V131H182ZM190 130H192V132ZM119 131L121 133L120 135L123 138V141H133V143H134L132 145L131 153H130L132 155L134 162H135L134 170H140V171L144 172V180L141 184L136 185V187H131V188L125 189L123 191L120 190V186L123 182V180L121 179L122 171L110 169L111 160H109L108 157H106V155H105V154L110 153L112 151L110 144H108L109 147H107L106 151L100 148L102 153H104V155H103V164L104 165L99 167V166L92 165V163H90L89 160L85 161V156L87 155V153L89 151H95L97 149V142H98V139L101 138V136L106 135L107 137L110 138L111 136L118 134ZM177 131H179V132L176 135L175 132H177ZM224 131H226L227 133L225 132V134H224ZM78 134L79 135L81 134V135L79 136ZM87 134H89V135H87ZM100 134H101V136H100ZM131 134H132V136H131ZM226 134H228V136ZM77 135L79 136L80 139L78 138ZM186 135H187V137H186ZM221 135H223V136H221ZM224 135H226V136H224ZM176 136H178V137H176ZM70 137H72V138H70ZM135 137H136V140H135ZM205 137H206V139H205L206 141L203 140ZM207 137L209 140L207 139ZM181 139H182V141H181ZM198 139H199V141H198ZM71 140H72V144H71ZM86 140L88 142H86ZM73 141H74V143H73ZM194 141H196V142H194ZM221 141L223 144L221 143ZM225 141H226V143H225ZM204 142H207L208 144L204 143ZM214 143H215V146L212 147L213 148L212 149L213 151H212L211 149H209V147L211 148V146H213ZM149 144L150 145L153 144V145L150 146ZM203 144L210 145V146H208V147L203 146ZM251 144L253 145L254 148L252 147ZM146 145H149L150 153L146 152V150L144 149V148H146ZM188 145L189 146L192 145V146L189 147ZM224 145H226V146L223 147ZM0 146H3V142L0 143ZM158 146H159V148H158ZM186 147L188 148V152L186 151L187 150ZM197 147H198V149H196ZM204 147H206L205 153L202 151V149H204ZM218 147H222V149L225 152V156H219L217 159H215L214 158L215 157V150H216L215 148H218ZM228 147L230 149H227ZM87 148H88V150H86ZM152 148H153V150H152ZM156 148H158V149H156ZM206 149L208 151H206ZM191 150H194V151H191ZM197 150H199V152ZM200 150L202 151V153ZM197 152L200 154L197 155ZM186 154H188V155H186ZM193 154H194V156H193ZM204 154H205V156H204ZM1 155H2V153L0 152V156ZM185 155H186V157H185ZM237 155L240 157L237 158ZM187 156L193 157L191 159L196 158V160L195 161L191 160ZM231 156L233 159L231 158ZM185 158H188L189 161L191 160L189 163V166L192 168H190L188 166L189 167V169H188L187 165H188L189 161H185V160H187ZM198 158H199V160H198ZM234 158H237V159H234ZM229 159H231V164H230ZM239 159L241 160V164H240ZM165 160H167V161H165ZM216 161L218 162V165H216ZM235 161H236V163H235ZM247 162L249 165L247 164ZM232 163L234 165H232ZM193 164H194V166H192ZM235 165H236V167H233ZM195 166H196V168L194 169ZM203 167L205 168V170H202ZM210 167L211 168L214 167L215 169L212 168L213 171L209 170ZM107 169H110V170L107 172L108 174L106 173V175H104V171H106ZM191 169H193V170H191ZM233 169H235V170H233ZM188 170H190L191 173ZM200 171H202L203 175L200 174L201 173ZM203 171L205 172L206 175L204 174ZM209 171L212 173H210ZM197 172H200V173L198 174ZM173 174H175L177 176H175ZM193 174H196V175H193ZM213 174L215 177H218V175L219 176L222 175V176L218 177L216 180V178L213 177ZM237 174H238V176H237ZM209 175H210V178H211V176L213 177V179L211 178L212 182L210 181V184L212 183L213 186L211 184V186H212L211 189L209 188V190H207L208 189L207 185H209L208 183H209V179H210ZM244 175H245V177H243ZM205 176H207V178H205ZM239 176H240V178H239ZM95 177L98 179H96ZM192 177H197L198 179H200V178L201 179L197 180L196 178L195 179L193 178V180H192ZM214 178H215V181H213ZM219 178H222V180ZM236 178H238V179H236ZM171 179H172V181H171ZM218 179L220 181L219 183L217 182ZM241 179H242V181H241ZM181 180H183V181L181 182ZM203 180H205L206 182ZM198 182H200V183L203 182L205 185L207 184L206 185L207 189L203 183H201V184L205 188L202 187V185L200 183L197 184ZM242 182H243V184H242ZM56 183H57V180L55 178H50L49 181H46V184L48 185V187L54 186ZM238 183H240V185ZM86 184L89 187H87ZM178 184H180L181 186L178 187ZM228 184H230L232 187H234L237 190V194L233 197H229L226 201H223L221 199V196H222V194H224ZM197 185H199V187L200 186L201 187L199 188ZM97 186H100L101 188L99 187V189H98ZM195 187L196 188L198 187L200 190H197ZM240 187H242V188H240ZM212 188H214L215 192H218V193L217 194L214 193V190ZM201 190L204 191L205 193H203ZM243 190H245L244 193H243ZM181 191H182V193H181ZM187 191H189V192H187ZM207 191H209V192H207ZM184 192H187V193H184ZM210 192L212 195H215V194H216V196L218 195L217 198L215 196V199H217L216 202H215V199H212V198H214V196H212L210 194ZM135 193L138 196L135 195ZM184 194H187V195L182 196ZM203 194H205L204 196H206L207 194L209 195V196L207 195L206 198H204V196H203L204 201L201 198ZM243 194H245V195H243ZM133 195H135V196H133ZM191 195H193V196H191ZM109 196L110 197H116L114 199L118 198L119 204L121 203V201L123 202L126 198L125 196L124 197L122 196V198L120 196L118 197V195H116L113 192L111 194H109ZM145 196H146V193H145ZM186 196L188 197V199ZM211 196H212V198H211ZM246 197L248 199H246ZM120 198H121V200H120ZM118 199H117V201H118ZM145 199H148V198L145 197ZM185 199H186V201H185ZM208 200H209V202H207ZM210 200H211V202L214 201V202H212L213 205L210 202ZM199 202L201 205L205 206V209H202L203 206L201 207ZM205 202H207L206 203L207 205L211 204L210 206L212 208L211 207L209 208L207 205H204L203 203H205ZM136 205H138V203H136ZM198 206L201 209L197 208ZM206 206L209 208L208 209L209 212H207L208 210L206 209ZM215 206L217 207L216 208L217 210H220V211L216 212L215 215L217 213H218L217 215H220L222 213L221 212L222 210H224L223 212L225 214V216H224V214L222 213L223 218L221 215L220 216L216 215V218L214 217V219H217V217H218V220H219L218 222H216L217 220L215 221L214 219H212L214 213L213 214L210 213V212L217 211V210L212 211V209H215ZM244 206H246V207H244ZM137 207L138 206H135V209H134L135 213L139 212ZM118 210L120 211V212H118L119 215H122L124 213V212H121L123 210H120V208H118ZM200 210H202V212ZM253 210H254V212L255 211L256 212L253 213ZM196 211H197V213H196ZM225 211L228 214L231 212L232 213L234 212L233 214L231 213V215L229 214L231 216L232 220H231V218H229V215H226L227 213ZM206 213H208L209 215ZM211 214H212V216H211ZM192 215H195V217H191ZM206 215L210 216V217H205ZM243 215H245L250 220V227H249L248 233H245V228L241 224V222H242L241 220H242ZM226 216H227L228 220H227ZM224 217L226 218L227 222L224 219ZM113 218H114L113 216H109V218H107V220H105V227L106 228L111 227V224H112L111 221L114 220ZM211 219L213 221H211ZM221 219L222 220L224 219L225 223H228V221H229V223L221 225V223L224 222V221L222 222ZM229 219L232 221L231 223H230ZM202 220H204V221L207 220L206 225L209 223L208 224L209 227H205V222L202 224ZM257 220H258V222H257ZM210 224H211V226L212 225L215 226V224H216L217 226H215V227H216V229L218 228L217 231L215 228L210 227ZM49 225H50L49 221L42 224V226H41L42 228L40 231L43 233L41 234V232H39V234H41V236L46 233L47 227ZM226 225H227V227H226ZM151 227H152L151 225L144 226L143 234L147 239L152 238L154 236V232L156 231V230L152 231ZM256 227H258V228H256ZM203 228L207 229V231H209V232H207L206 230L202 231ZM210 228H212L211 231L212 230H214V231L211 232ZM220 229H223V230H220ZM232 230H235V232ZM228 231H229V234L226 235L225 233H227ZM231 231H232V233L234 232L233 235L236 237L232 236ZM205 232L207 234H209V237L207 235L205 236V234H206ZM215 232L217 235L215 234ZM219 232H222V233L218 234ZM197 234H198V236L196 237ZM224 234H225V237H224V240H222ZM218 235L222 239L220 237H218ZM228 235H230L231 237ZM215 236H216V238H215ZM226 236L229 237V239ZM203 237H206L205 241H201V239L202 240L204 239ZM210 238H212V240ZM217 238L218 239L220 238L219 240H222L224 242L220 241L221 242L220 244L217 243V241H216ZM219 240H218V242H219ZM200 242H202V243H200ZM239 243H240V245H239ZM232 244L234 247L232 246ZM160 248H161V246H158V245H156L154 247L152 246L149 248V252L152 255V259L156 258V256H154V255ZM227 255H228V257H227ZM216 257H217V255L213 256V262H215ZM217 260L222 261L218 258H217ZM58 263H59V261H57V260L53 261V264H58ZM107 264H110V263L108 262Z\"/></svg>",
  "mask_w": 264,
  "mask_h": 264
}]
</instances>
